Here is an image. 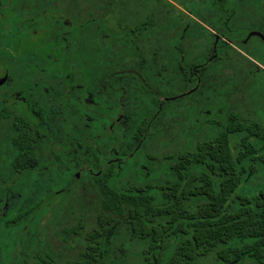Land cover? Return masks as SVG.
I'll return each instance as SVG.
<instances>
[{"label":"trees","instance_id":"trees-1","mask_svg":"<svg viewBox=\"0 0 264 264\" xmlns=\"http://www.w3.org/2000/svg\"><path fill=\"white\" fill-rule=\"evenodd\" d=\"M110 3L111 0H102L103 37L100 51L97 50L98 42L95 39L86 38L85 42L80 40L79 36L83 28H86L85 32H89L92 27L88 23L80 27H65L64 34L53 30L52 40L46 39L42 45L28 49L36 53H38V48L58 50L60 52L57 63L59 66L65 64L68 55L80 60L84 65L91 67L84 73L87 83L97 81V77L101 75V80H106L109 84L115 75L127 69L134 67L135 71L141 75L143 71L139 69V66H154L158 65V62L161 63L160 61L163 62V58L154 60L148 56L138 57L121 52V50L130 49L132 43L125 37L124 39L114 37L109 23L114 13ZM171 8L170 5L163 8V15L186 17L182 11ZM184 8L192 15L204 9L186 5ZM158 11L160 9L157 8L156 12L151 10L150 16H157ZM233 11L232 8H215L212 25L217 28V33L227 38L228 42L222 39L218 42V55L213 56L211 61L204 56L195 57L197 61H191L192 56L179 58L166 56L164 58L166 66L182 68L181 85L193 86L194 69H197L198 80L202 83L213 82V75L207 72L208 67L212 63H219L217 64L219 69L220 63L230 59L228 50L235 52L232 45L239 44L238 40L242 39L245 31L242 28L232 27L229 19L232 18ZM5 14L10 17H7L9 20L0 29V62L4 64V69L8 70L13 64L12 59L20 58L22 55H18L15 47L13 33L16 29L11 21L12 15L8 11ZM219 18H221L220 24H218ZM178 25L181 35L185 33L206 34L215 38V34L200 25H196L195 29L194 27L186 29V25L181 22ZM148 27H152V24ZM23 42L29 45L32 40L24 38ZM219 48L223 49V54L220 53ZM67 49L66 53L64 50ZM41 57L48 61L50 58L49 56ZM81 57H83L82 61ZM243 59L253 63L248 58ZM97 65H101L100 70H95ZM115 65H119V71L109 69ZM149 72L155 76L150 82L156 85L147 84L144 77L139 76V90L151 95L148 96L147 101L140 96L138 102L133 104L134 132L123 154L124 158L129 157L130 160H124L122 169L116 164L106 166L104 169H96L101 171L94 179L100 194L101 214H99L98 226L86 233L87 248L84 257L78 261L57 263L49 256H39L40 262L36 264H106L109 237L107 233L112 230L115 235L116 227L125 229L127 243L130 242L131 245L135 242L142 246L139 254L142 262L139 264H200V261L212 252H215L217 259L223 264H235L243 259H250L255 264H264V198L258 194L247 197L237 193L239 187L248 180V176L253 173L254 169L264 168V123L262 121L250 122L238 112H230L226 123L221 127L218 123L219 126L216 125V121H210V124L217 127L212 136L196 142L191 149H183L163 159L164 165L159 168L163 170L162 181L155 184L145 181L142 183L127 181L131 175L132 166L134 170L139 169L138 163L135 162L137 155L142 153L146 129L151 119L164 118L163 116L168 114L172 107L186 113L185 100L192 95L183 97L184 92L167 95L168 91H174V88L178 87H176L174 77H170L171 81L167 77L170 84H166V99H161V93L164 91L163 83L160 82L161 77L158 76L159 71ZM110 87L113 88L112 85ZM92 89L93 85L86 86V90ZM8 95L12 96L0 89V121L12 120L10 145L15 149V154L11 166L13 172L25 173L32 169L35 170L39 164L40 159L35 150L36 138L39 135L32 130L33 121L30 116H17L16 114L13 118L14 105L5 103ZM172 96H177V99H171ZM91 99L94 102V98ZM102 99H106L105 95H102ZM109 103V100L102 103L104 113L110 107L111 103ZM161 105L162 108H160ZM35 107L33 112L40 121H48L52 116L50 107L41 104ZM105 123L109 124L108 120ZM94 128L87 126L86 130L89 133ZM234 142L237 143L235 147ZM130 153L133 156H130ZM58 160H61V157H58ZM138 176L143 175L138 174ZM138 176L134 175L135 178H139ZM3 198L4 194L0 201ZM12 199L15 198H11V203L15 204L16 202ZM20 202L21 199H19ZM39 206L28 208L4 220V226L0 231V244H3L11 228L16 229L15 236L19 235L21 229L27 225V221L35 215ZM75 230L76 228L69 229L70 232ZM112 232L110 237H112ZM99 243H101L100 246ZM1 248L3 249V246Z\"/></svg>","mask_w":264,"mask_h":264},{"label":"flooded vegetation","instance_id":"flooded-vegetation-1","mask_svg":"<svg viewBox=\"0 0 264 264\" xmlns=\"http://www.w3.org/2000/svg\"><path fill=\"white\" fill-rule=\"evenodd\" d=\"M42 0H0V29L3 28V25L9 20L10 16L5 14L7 11L12 15L11 21L15 25V32L13 37L15 40V47L17 49L18 55H22L20 58H13L15 61H23L22 65H19V69L24 73L25 77L22 78V81H17L12 83L10 80L14 75L12 65L8 70L4 69V64L0 62L2 67V75L0 76V89L12 96H7L5 103L13 104L15 115H26L30 116L33 123L32 130L38 134L36 138V154L39 156V164L35 170L40 171L41 175L45 177L47 173V164L55 165L56 167H62L64 170H67L71 167H74L73 180H70L66 186L63 187L61 192L58 191V194H69L72 192L76 186L77 179L83 175L86 176L85 182L90 181L93 185L96 175L101 173L97 168L104 169L106 166L117 165L118 168L122 169L124 166V160L129 161L130 158H124L123 154L125 153L126 148H128L127 142L132 137L134 132V102H138V98L141 96L145 101L149 100L148 96L150 93H142L138 87L140 82H138L139 76H143L147 84L152 85L153 83L150 80L155 78L150 74L149 70H158V76L161 77L163 91L161 93L163 100L166 99V84H170V77H174V82L176 87L180 85V74L181 67L178 68L173 66H166L164 64V58L166 56L170 57H181V56H204L208 57L209 61L212 60L213 56L217 54V44L222 39L228 42L226 37L217 33L213 29H210L208 26L198 24L194 20L190 13H188L184 6L194 7V8H204V9H215V8H232L231 0H111L110 5L113 6L114 13L109 19V23L114 32V37L116 39L127 38L132 46L130 49L121 50L122 53H127L132 56H148L152 57L154 60L163 58V62H158V65H142L139 66V69H142L143 73L139 75V72H136L134 67L123 71L118 75H115L113 81L109 84L106 80H101V75L97 78L95 82H86L84 73L91 69L90 66H86L76 60L75 58L69 57L66 58L65 64L59 66L58 50H48V49H39L38 53L31 51L30 48L37 47L43 44L44 40H52L54 34L52 31L60 32L64 34L65 27H80V25H85L86 23L91 24L92 27L89 32H85L86 28H83L82 33L80 34V40L85 42L86 38H93L98 43V51H100L101 39L103 37L102 32V21H103V10H102V0H72L70 6H72L77 11L76 18L70 22L63 21L61 29H57L53 24L43 25L40 23L41 20L45 19V16L39 14V16L25 18L20 14L15 12V8L18 6L27 5V7L34 6L36 3H41ZM167 5H170L172 10H180L185 13L186 17H166L163 15L164 10ZM156 8L160 9L157 12V16H150V11H155ZM137 14L136 17L131 16L133 10ZM162 10V11H161ZM172 13V12H171ZM176 13V12H175ZM92 14V16H91ZM53 22H60V17L58 11L49 15ZM221 18L219 19V21ZM232 23V18L229 19ZM185 21V22H183ZM184 23L186 29H192L196 25H200L205 30H209L212 34H215V38L212 36H207L206 34H194V33H185L181 35L179 23ZM61 24V23H60ZM149 24H152V27H148ZM143 25V26H141ZM174 29L175 33L172 34L170 38L167 39L166 35L171 33ZM245 33L248 31L245 28ZM251 32H258L257 30H251ZM262 34V33H261ZM202 35L203 38H199ZM246 35V34H245ZM105 36V35H104ZM187 37L190 41V44H185L184 39ZM257 37L253 35L251 37H246L242 39V43H248L251 41V38ZM24 38L32 40V43L29 45L26 44ZM215 40V42H214ZM165 46H167L165 48ZM233 49L236 44L232 45ZM228 50V49H227ZM235 50V49H234ZM233 50V51H234ZM241 51V49H238ZM66 53L67 50H64ZM221 54H223V49L219 48ZM230 54V50H228ZM236 51V50H235ZM243 52V50H242ZM226 53V50H225ZM33 55V57H29ZM41 56H49V61L45 60ZM35 57H39L43 64H39V61L35 60ZM12 59V60H13ZM83 57H81V61ZM157 60V61H158ZM198 67V66H197ZM123 67H121L122 69ZM101 65H97L95 70H100ZM109 69L120 70L119 65L111 66ZM172 72V74H169ZM128 75L135 85H124L119 81L120 76ZM61 78L62 85L64 87V93L61 97V106L57 107L55 104H50V84L53 78ZM169 78V80L167 79ZM32 79H35L33 81ZM194 84L188 91L184 92L183 97H187L193 92H198L202 83L198 80L197 69H194ZM87 85H93L92 90H86ZM110 85L113 86L110 87ZM11 89V90H10ZM137 89V90H136ZM139 91V92H138ZM174 93H180V89L174 88ZM179 91V92H178ZM207 91V90H206ZM211 91V90H210ZM137 94L138 96H136ZM102 95H105L106 99H102ZM181 95V96H182ZM44 96V98H43ZM94 98V102L91 98ZM171 99H177V96L170 97ZM45 99V100H44ZM111 103L108 110L103 112L102 103L108 101ZM206 102L208 99H205ZM46 105L50 107L52 111V116L48 121H40L35 117V106L37 105ZM137 108V107H136ZM162 108V105L161 107ZM32 113V116H31ZM12 118V119H13ZM108 120L109 124L105 123ZM156 117L152 118L148 128L146 129L145 141L149 139L156 132H160L158 128L163 124L164 118L158 117L156 122ZM12 121V120H11ZM11 121H0L2 129H4V136L1 138L2 143L0 145V165H3V160L5 158V150L11 152L10 161L4 167H10L12 163L13 156L15 154V149L10 145V135H12ZM87 126L95 127L93 131L87 132ZM58 128L60 132H58ZM90 134V135H89ZM89 135V137H87ZM126 139V140H125ZM106 141H116L124 142V148L118 150L117 148H110L108 151L109 157H105L102 153V149L99 146L100 144L106 143ZM50 147L54 157L52 160L47 161L42 157V154L45 148ZM56 148V150H54ZM1 150L3 153L1 154ZM143 151V147H142ZM144 152V151H143ZM52 154V155H53ZM86 155H91L93 161L91 164L87 163ZM130 156H133L130 153ZM58 157H61V160H58ZM142 169L134 170L132 166V172L130 171V177L127 179L128 182L142 183L145 181L147 176V166H143ZM156 169V168H155ZM34 169L30 171H35ZM63 170V171H64ZM29 172V171H27ZM26 173V172H25ZM23 172H15L16 177H26ZM65 173V172H64ZM79 174V176H78ZM83 174V175H82ZM138 174L143 175L142 177L135 178L134 175ZM46 178V177H45ZM148 182L149 181H145ZM57 194V192H55ZM59 196V195H57ZM10 196H6L1 199L3 202L7 200L6 203H11ZM14 198V196H12ZM48 200V199H47ZM12 204V203H11ZM28 226L25 225L20 234H23ZM76 228L75 231H69V229ZM66 229L67 233L80 234L81 232L77 226ZM26 234V233H24ZM84 245L85 248L81 252V256L77 260L67 259L61 261L54 256V254L45 248H43L44 255L49 256L51 260L57 263H66L69 261H78L84 257L85 250L87 248L86 234L84 235ZM6 238V237H5ZM37 242V241H36ZM27 245L18 244L17 241L12 248L11 257H9L11 264H30L28 260L25 259V256L29 255L27 252L29 248H33L34 241L26 242ZM101 243H99V246ZM2 244H0L1 248ZM5 252V251H4ZM18 252V254H16ZM3 254V249L0 250V264L2 262L1 255ZM100 254V253H99ZM7 258V257H6ZM39 258V257H38ZM19 262V263H18Z\"/></svg>","mask_w":264,"mask_h":264},{"label":"rangeland","instance_id":"rangeland-1","mask_svg":"<svg viewBox=\"0 0 264 264\" xmlns=\"http://www.w3.org/2000/svg\"><path fill=\"white\" fill-rule=\"evenodd\" d=\"M71 1L42 0V4L36 3L30 7H27V5L18 6L15 8V12L25 18L42 14L45 19L40 21L41 24H53L57 29H61L63 21H73L77 16V11L70 6ZM231 5L234 6L232 27L234 29L245 28L248 31L244 33L242 39L245 36L249 37L251 30L260 31L264 35V0H231ZM54 10L58 11L60 22H53L48 18ZM132 10L131 16L136 17L137 14L134 9ZM213 15H215V9L207 8L199 10L191 18L196 20L198 24L208 26L216 31L217 28L212 25ZM218 22L220 24L221 21ZM174 33L175 31L172 29L171 33L166 35L167 39L173 36L172 34ZM199 38L204 39L202 35ZM242 39H239V44L234 47L236 51L230 52V59L222 64L220 63L219 69L217 67L219 63H212L208 67L207 72L213 75L214 79L212 78V80L214 81L204 82L198 92H193L190 97L186 98V113L172 107L169 113L163 116V124L158 128L160 132H156L145 141L142 146L144 152L142 151L140 155H137L135 162L138 163L139 169L143 170L142 165L147 166L148 171L145 181L154 184L160 180L162 181L163 170L159 168L164 165L162 162L164 158H167L168 155H174L183 149H191L196 142L212 136L217 127L210 124V121H216V125L221 127L226 123L230 112H238L245 120L250 122L262 121L264 123V42L257 37H253L250 42L245 44L242 43ZM190 41L187 37L184 39V42H187L185 44H190ZM238 49H241V51ZM29 57L32 58L33 55ZM235 57L236 59H234ZM190 58L191 61L198 60L193 56ZM243 58H248L253 63ZM15 60L13 59L14 64L12 65L14 75L10 79L12 83L22 81L20 77L26 76L18 68L19 65L23 64V61L18 63ZM35 60L39 61V64H43L39 57H35ZM1 75L2 67L0 64ZM118 79L124 85L136 86L134 84L135 81L129 78L128 75L120 76ZM32 80L35 81V79ZM61 81V78L56 77L50 81L51 95L48 101L59 108L61 106V97L65 90ZM191 87L188 84H180L178 86L180 92H186ZM136 88L139 89L138 87ZM173 94L174 91L167 92V95ZM135 95L138 96L137 94ZM205 99H208V101L206 102ZM3 131L4 129H2L0 123V145L2 143L1 138L4 136ZM58 132H60L59 128ZM236 145L237 143L234 142V147ZM99 146L103 155L109 157L108 151L110 148L121 150L124 148V142L106 141V143ZM2 153L3 151L1 150ZM11 154L9 150H5L4 166L10 161ZM52 154L51 148L47 147L42 157L49 161L54 157V154ZM86 158L87 163L91 164L93 157L86 155ZM157 163L160 164L157 165ZM165 165L167 164L165 163ZM4 166L0 165V198L2 194H4V198L10 196L9 199L15 196V199L12 200L16 203L8 204L6 203L7 200L6 202L5 200L4 202L0 201V231L4 226V220L10 219L28 208L37 207L40 204L41 206L36 209L35 215L27 221L28 227L24 230L26 234L15 236L16 229L11 228L8 230L2 244L5 251L1 255L3 264H11L9 257H11L10 253L16 241L23 247L27 245L26 242L34 241L33 248H29L27 252L29 255L25 256V259L30 264L40 262L38 257L44 253L42 252L44 251L43 248L50 250L61 261L79 259L81 252L85 248L84 235L98 226V218L99 214H101L100 194L96 186L90 181L85 182V179H83L88 174H82V179L78 174V183L71 193L58 194V191L61 192L60 190L70 180H73L74 167L64 170L62 167H56L48 163L47 173H45L46 178L37 170L26 172L24 175L26 177L15 178L16 174L12 168ZM237 193L247 197L258 194L264 198V168L254 169L253 173L248 176V180L239 187ZM19 199H21L20 203ZM15 205H17L16 208H14ZM75 226L80 232L82 231L80 234L66 232V229ZM111 232L112 230L107 233L109 237L107 239L108 258L106 264H139L142 262L139 255L142 246L135 242L131 245L130 242L127 243L128 240L124 228L116 227V234L113 235V231L112 237H110ZM12 264L14 263L12 262ZM200 264L223 263L217 259L215 252H212L203 258ZM235 264L255 263L250 259H243Z\"/></svg>","mask_w":264,"mask_h":264},{"label":"water","instance_id":"water-1","mask_svg":"<svg viewBox=\"0 0 264 264\" xmlns=\"http://www.w3.org/2000/svg\"><path fill=\"white\" fill-rule=\"evenodd\" d=\"M253 35H257V36L261 37V38L264 40V35L261 34V33H258V32H251V34H250L249 37H251V36H253Z\"/></svg>","mask_w":264,"mask_h":264}]
</instances>
